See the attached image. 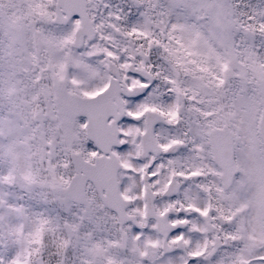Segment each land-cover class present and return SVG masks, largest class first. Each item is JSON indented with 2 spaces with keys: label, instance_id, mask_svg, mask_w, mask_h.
<instances>
[{
  "label": "snow or ice",
  "instance_id": "6c2138e0",
  "mask_svg": "<svg viewBox=\"0 0 264 264\" xmlns=\"http://www.w3.org/2000/svg\"><path fill=\"white\" fill-rule=\"evenodd\" d=\"M0 264H264V0H0Z\"/></svg>",
  "mask_w": 264,
  "mask_h": 264
}]
</instances>
